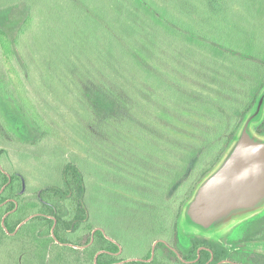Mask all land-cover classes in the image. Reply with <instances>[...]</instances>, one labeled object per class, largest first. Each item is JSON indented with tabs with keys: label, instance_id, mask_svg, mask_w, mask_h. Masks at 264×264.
<instances>
[{
	"label": "rangeland",
	"instance_id": "obj_1",
	"mask_svg": "<svg viewBox=\"0 0 264 264\" xmlns=\"http://www.w3.org/2000/svg\"><path fill=\"white\" fill-rule=\"evenodd\" d=\"M21 1L38 20L24 80L0 61V166L23 175L29 198L46 185L62 184L66 163L77 164L86 177L89 225L118 241L126 258L143 256L156 236L177 230L188 245L183 233L197 232L182 221L185 205L174 231L158 198L167 191L165 174L173 173L176 152L189 151L194 135L202 134L197 122L203 119L190 112L201 105L183 103L177 94L168 100L162 75L183 76L187 88L204 76L236 83L237 69L258 78L263 64H247L244 52L264 56V0H151L154 7L143 6L145 0H0V18ZM162 14L205 28L201 34L180 29L179 35ZM153 63L160 64L161 79L148 74ZM100 88L117 95L124 106L119 114L95 103ZM31 112L40 114L43 127ZM219 124L217 118L211 128L220 130ZM168 133L173 139L166 145ZM263 211L205 235L226 234ZM25 242L3 239L0 264H12ZM258 249L264 252V244ZM69 260L72 255L62 264H84Z\"/></svg>",
	"mask_w": 264,
	"mask_h": 264
},
{
	"label": "trees",
	"instance_id": "obj_2",
	"mask_svg": "<svg viewBox=\"0 0 264 264\" xmlns=\"http://www.w3.org/2000/svg\"><path fill=\"white\" fill-rule=\"evenodd\" d=\"M216 1L220 3L222 0ZM143 2V6L154 7V2L151 0ZM148 3L153 5H148ZM162 15L170 21L169 26L175 29L178 34L180 33L179 35H181L180 29H185L188 34L192 32L201 34L200 28H205V26H201L195 29L196 27L194 28L189 23L176 22L173 15ZM37 20V13L25 1L12 5L0 18V61L10 63L21 81L24 80L23 76L26 75L29 38L36 27ZM211 46L216 48V46ZM244 54L247 64H257V61L263 64L258 78L257 72H253L254 75L249 77L241 74L239 69H237L236 75L238 78L236 83L228 81V78L204 76L203 79L195 83L191 81L190 85L195 86V89H192V85H188V88L184 85V78L181 75V77L177 75L178 78L173 76L172 73H170V76L168 73L166 75L168 76L167 78H165V74L162 75V82L165 86L175 90L173 92L170 89H166L171 95L170 97L167 94L168 100L175 101L174 98L177 94L179 100L183 101V103L188 100L191 103L193 102L192 100L198 101V105H201V108L196 109L197 112L191 108L190 112H192L194 117H198L200 120L203 119L202 123L197 122L202 134L194 135L193 139L195 142L192 145L193 147L190 145L189 151L186 150L184 152L177 150L178 159L174 160L176 165L172 168L174 171L171 174H165L167 179L163 187L167 191L164 196L158 198V202L161 203L158 206L162 210L164 208V214H166L163 215V218L166 216L168 221H171L170 219L173 220L171 224H173L174 231L176 226L180 224L182 206H186L198 185L210 174L213 167L222 159L232 145L246 118L255 109L257 101L264 91V56L249 51L244 52ZM242 59L244 58L242 57ZM149 72V75L153 76L155 74L161 79L160 64L153 63L152 70H149ZM210 82L213 83V87L207 86ZM204 91H212L214 95H204ZM98 94L102 98L97 99L95 101L96 104H100L104 109L110 108L112 111L117 109L115 110L116 114L120 113L119 111L124 106L118 103L117 99H114L113 90L100 88ZM115 97L117 98V95ZM118 101L121 102L119 99ZM191 106L193 107L194 104L192 103ZM177 110L181 115L186 116L180 107H177ZM31 115L40 126L45 125L38 112H31ZM217 118L220 122L218 125L220 130L211 128L216 123ZM254 129L258 135L264 136V117L260 122L254 124ZM171 139L173 137L168 133L166 135V145ZM182 142L185 144L184 141ZM180 145L182 144L180 143ZM165 151L166 154L170 151L168 146ZM10 175L11 180L9 172L0 166V243L5 238L14 240L21 238V240L26 241L25 244L28 243L22 250L18 251L17 256L11 261L12 264H62L67 263L71 255L74 260L69 261L96 264L95 257L99 252L98 264H114L121 259V257L113 254L114 251L119 249L118 245L105 237L101 229L93 228L88 223L90 216L85 201L87 192L86 177L77 164L66 163L62 184L46 185L38 189L34 196L29 198L24 197L26 181L23 175L19 172H13ZM6 214L5 226L9 233L2 225L3 217ZM30 215H33V217L18 228L20 223ZM182 221L188 229L195 230L197 234L183 233L185 237L191 240V245L187 247L182 245L181 252L187 260L193 259V261L185 262L178 259L176 264H205L211 257L209 250L201 248L202 245L206 244V240L202 237L206 233L198 231L189 225L184 216ZM53 227L56 237L52 235ZM82 228H85V232L79 234ZM94 230L95 233L93 235ZM178 232L180 231L177 230L176 234ZM180 234L182 235L181 232ZM191 234H194V236L190 237ZM251 234L257 235V240L264 241V211L258 214L257 220L252 223ZM75 246L79 247L76 248ZM211 248L216 255L211 264H214L222 257H227L226 254L221 255L222 247L212 245ZM198 254H201L200 258H198ZM19 255L23 257L19 258L18 261ZM262 257H264V254L257 255V264H264ZM22 258L25 259L24 262ZM124 264L150 263L134 261ZM151 264H156L155 260Z\"/></svg>",
	"mask_w": 264,
	"mask_h": 264
},
{
	"label": "water",
	"instance_id": "obj_3",
	"mask_svg": "<svg viewBox=\"0 0 264 264\" xmlns=\"http://www.w3.org/2000/svg\"><path fill=\"white\" fill-rule=\"evenodd\" d=\"M263 116L264 91L224 158L198 185L187 202L184 217L195 229L204 233L216 232L233 220L264 208V137L256 134L253 129L254 124L260 122ZM9 177L11 180L10 174ZM6 216L3 217L2 225L8 232ZM32 217L30 215L23 220L18 228ZM52 235L56 237L54 227ZM99 254L95 257L96 264Z\"/></svg>",
	"mask_w": 264,
	"mask_h": 264
},
{
	"label": "flooded vegetation",
	"instance_id": "obj_4",
	"mask_svg": "<svg viewBox=\"0 0 264 264\" xmlns=\"http://www.w3.org/2000/svg\"><path fill=\"white\" fill-rule=\"evenodd\" d=\"M158 204L161 203L158 202ZM256 220L257 215H254L242 222H238L229 230V232L223 235H202V237L206 240V244L202 245L201 248H206L211 252V257L205 264H211L216 258V255L211 248L212 245L222 247L223 250L221 251V255L223 256L226 254L227 256L218 259V261L214 264H257V255L260 256L261 254H264V252L258 249L264 244V241L257 240V235L251 234V225ZM193 236L194 234L190 235V237ZM111 240L119 247V249L114 251L113 254L117 257H121V259L114 264H124L134 261L151 264L154 260L156 264H176L178 259L185 262L193 261V259L187 260L181 252L183 244L181 242L180 233L171 236H156V238L152 241L148 252L143 254L141 257H124L123 250L120 248L118 241L113 238H111ZM188 242L189 244L184 247L191 245L190 239H188ZM200 257L201 254H198V258ZM262 259L264 260V257H262Z\"/></svg>",
	"mask_w": 264,
	"mask_h": 264
}]
</instances>
